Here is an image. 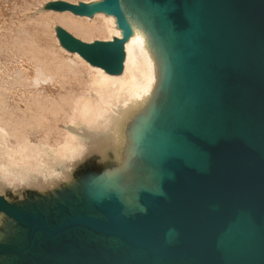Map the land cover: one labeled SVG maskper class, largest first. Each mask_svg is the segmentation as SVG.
Wrapping results in <instances>:
<instances>
[{
	"label": "water",
	"instance_id": "95a60500",
	"mask_svg": "<svg viewBox=\"0 0 264 264\" xmlns=\"http://www.w3.org/2000/svg\"><path fill=\"white\" fill-rule=\"evenodd\" d=\"M135 2L157 33L150 43L168 81L164 110H147L133 134L130 184L50 207L0 196L16 229L0 243V264H264V0H205L203 10L201 0ZM48 9L115 18L121 36L109 42L56 31L69 53L123 73L134 31L120 0ZM174 94L181 118L167 111Z\"/></svg>",
	"mask_w": 264,
	"mask_h": 264
},
{
	"label": "bare ground",
	"instance_id": "6f19581e",
	"mask_svg": "<svg viewBox=\"0 0 264 264\" xmlns=\"http://www.w3.org/2000/svg\"><path fill=\"white\" fill-rule=\"evenodd\" d=\"M1 1L3 2V0H1ZM120 1L122 3L123 9L125 10V12L128 15V18L130 20V23H131V25L133 27V31H134L133 37L131 38L130 42L126 46L127 58H126V62H125L124 75L122 77H111V76L106 75L102 70H98V69L92 70L90 67L86 66L83 63L84 61L78 56H77V59H72L69 57L65 58V56H64V54H62V52L57 53V52L52 51V52H49L46 54V53H43V52H45V51H43L40 53V51L37 52V50H39V47L37 50L35 47L33 50L31 49V51H30V54L33 55V57L32 56L31 57L34 59V61L36 63V69L34 68L35 69V72H34L35 76H33L32 78H27L24 75V73H19L15 79L20 84L21 87H23L27 90V92L30 90V88H32V91L35 92V93H32L33 94L32 96H30L29 98H26V100L23 101L25 106L23 105V103H22V105L25 108L21 109L19 107L16 110L11 109V107H9V105L5 102L4 98H2V94H0V129H1L0 135L4 136L5 138H6V136L12 137L15 140V142L18 143V145H16L17 146L16 150L12 149V150H14L13 152H9V153L6 152V153H3L0 155V174H1V177H2V175L4 176L7 174H17L18 176L22 177V179L24 181V179H28L27 177L29 176V172L32 171V168L34 166L36 167V165H38V162H39V165L36 168L40 169V171L43 173V175H45V173L49 172L48 171L49 166L53 167L54 165H56L62 161H68L69 163L74 162L76 159L84 156L86 153V148L83 146V144L80 142V140L77 136H75L74 134H70L63 129H59V124H61V123L67 124V125L71 124V125H75V126L85 125V127L87 129H92L94 125L101 124V126L104 127V129L107 131V130H109L110 125H111L113 119L115 118V115H117V112L119 111L118 109H119L120 101L128 102L130 106L137 107L138 109L140 108L143 110V108H144L145 110L147 109L149 112H152V113H156V114H158L159 112L162 113V111L164 110V108H163L164 101H165L166 96H167L166 95V93H167V81H168L167 70H166L165 64L162 63L161 59L158 56L152 55L150 53V49H149L150 45H151L150 39L156 40L157 39V33H156L153 25L147 20L144 13L142 12L143 11V5L137 4L135 2V0H120ZM27 4H25V5H27ZM200 6H201L202 10L205 9V7H206L205 0H201ZM25 8L28 9V7H25ZM1 9H2V7H1ZM3 11H4V9H3ZM30 12H32L31 9H30ZM45 19H46V17H45ZM49 19L51 20V18H49ZM61 20H62L63 24L66 27H68L69 31L70 30L74 31L76 34L82 36V39L84 37V38H88L87 40H89V39L94 38L97 35H99L98 36L99 38H100V35L101 36H107L109 38H112V36H115V37L121 36V32L119 30H117V28H116V20L113 17L107 18L104 15H99L98 16L99 23L98 22L90 23L86 20L75 18L71 14H63ZM35 23H36V21H35ZM25 24H28V23L26 22ZM51 24H53V21ZM24 26H26V25H24ZM43 26L45 27V25H43ZM18 27H21V26H18ZM1 28L2 27H0V29ZM35 28H36V26H35ZM20 29H18V30H20ZM50 29H51V27H50ZM47 32H48V30H47ZM4 35H5V33H4ZM31 39H33V38H31ZM83 40H85V39H83ZM29 42H30V40H29ZM36 42L33 41V43H36ZM17 43L18 42H16V44ZM46 50H47V48H46ZM13 52L15 53V51H13ZM17 52H18V50H17ZM27 52H29V51H27ZM6 53H7V51H6ZM26 59H28V58L26 57ZM6 64H8V63H6ZM31 65H33V64L31 63ZM16 67H18V66H16ZM2 74H4V73H2ZM8 75H6V76H8ZM11 76H12V74H11ZM72 80L77 81L81 85V88H80L81 90L78 93H76L74 91H69L65 87V84H69ZM11 81H12V79H11ZM56 83L62 84V88L66 89L67 91L66 92H60L57 96L56 95L52 96V97L45 96L43 94V92L41 91V89H45L44 86L46 84H53V85L55 84L56 85ZM58 86H59V84H58ZM72 90H74V89H72ZM6 91H5V93H6ZM194 98L201 99L200 93H197L196 95H194ZM18 99H20V97ZM18 103L20 104V102H18ZM16 105H17V102H16ZM176 105H178L179 107H176ZM189 109L191 111L194 110L193 104H190ZM167 111L170 113L177 112L179 117L180 118L182 117L181 99L176 94L173 95L171 106L167 109ZM204 115L206 116V114H204ZM197 118H199L198 115H197ZM205 123L208 124L212 130L217 132V125L215 124V122L213 121L212 118H206ZM34 127L40 128V130L47 132L48 135H50V136L54 135L55 139H56V140H54L55 145L52 147L50 146L51 148L49 147V149H46L47 147L46 148L43 147L44 149H41V150L37 149L34 146L31 147L32 144L29 141V136H30L31 132H29V131L31 129H33ZM125 130L127 131V129H125ZM93 132L95 133V130H93ZM120 133H121V131L117 130V136L118 137H121ZM45 136H47V135L45 134ZM43 138H42V140H43ZM5 140H8V139H5ZM37 140H39V138ZM119 141H120V143L123 142V140H121V139H119ZM8 144H10V143L8 142ZM10 146H12V145H10ZM6 149H8V148H6ZM103 149H105V148H103ZM130 150H132V143L129 144L128 152L126 150V152H127L126 156H128V157L126 158V160L124 159V165L128 169H131V166L137 168V164L135 162L137 160V158L130 155ZM32 154L33 155L36 154L35 155L36 159H35L34 165H32L31 167H28L27 169L25 167H18L19 163H21L25 159H27L29 157L28 155L33 156ZM46 159L47 160L50 159L51 161L48 162ZM88 167H89V164H88ZM80 169H82V168H80ZM71 170H73V169H71ZM57 172H58V170H57ZM71 174H73V173H71ZM65 176H68V175H65ZM83 176H84V174H83ZM78 177H79V175H78ZM75 180L76 179H74V181ZM106 180H108V179H106ZM93 181H95V180H93ZM108 183H111V182H108ZM68 184H70V183H68ZM71 185H73V184H71ZM102 185H103V183H102ZM63 186H65V185H62V187ZM118 186H121V185H118ZM55 188H56V186H55ZM83 188H86V187H83ZM15 190H17V189H15ZM68 190H69V188H68ZM0 192H2V191H0ZM49 192H51V191H49ZM59 192H61V191H59ZM42 193H45V192H42ZM13 194H15V193H13ZM57 194H59V193H57ZM32 199H34V196ZM61 199H63V198L61 197ZM12 203H15V202H12ZM6 225H7V223H6ZM2 231H4V230H2ZM1 238H3V237H1Z\"/></svg>",
	"mask_w": 264,
	"mask_h": 264
},
{
	"label": "rangeland",
	"instance_id": "374dc122",
	"mask_svg": "<svg viewBox=\"0 0 264 264\" xmlns=\"http://www.w3.org/2000/svg\"><path fill=\"white\" fill-rule=\"evenodd\" d=\"M7 1L8 0H3V2H2L0 0V2H1L0 3V24H1L0 27H2L0 29V32H1L0 33V44H1L0 47L2 46L0 48V56H1L0 57V59H1L0 60V94H2V98H4L5 102L9 105V107H11V109L16 110L19 107L21 109L25 108L24 107L25 104L23 101L26 100V98H29L30 96H32L33 95L32 93H35L34 91H32V88H30V90H29L30 92L29 91L27 92V90L25 88L21 87L20 84L15 80L19 73H24V75L27 78H32L33 76H35L34 72L36 69V63H35L34 59L32 58L33 55L30 54L31 49L33 50L36 47V50H37L39 47V50H37V52L40 51V53H41V52L45 51L43 53H46V54L49 52H52V51L57 52V53L62 52V54H64L65 58L69 57L72 59H77V56L80 57L79 55L69 53L68 51H66L65 49L62 48V46L60 45V42L58 40L57 31H56V29L58 27L65 29L67 32H69L73 36L75 35L74 36L75 38H77L79 36L77 39H79L80 41H82L84 43H93L96 41L109 42V41H112L114 38H116L115 36H112V38H109L107 36H101V35L99 38L98 37L99 35H97L94 38L89 39V40H87L88 38L83 37V39H85V40H83L82 36L76 34L74 31H71V30L69 31L68 27H66L61 20L63 14H71V13H56V12L50 11L48 9V5H50L52 3H56V2H66V3L78 5L80 3L89 4V3L96 2L98 0H25V1L24 0H18V1L17 0L16 1L15 0H9L8 2ZM25 4H27L28 6ZM1 7H2V9H1ZM25 7H28V9ZM3 9H4V11H3ZM30 9L32 12H30ZM71 15L74 16L75 18L86 20L90 23H94V22L99 23V21H98L99 15H96L94 18L80 17V16H75L73 14H71ZM1 16L2 17L4 16V17L2 18ZM45 17H46V19H45ZM48 17L51 18V20ZM105 17H107V16H105ZM35 21H36V23H35ZM52 21H53V24H51ZM26 22L29 25L25 24ZM24 25H26V26H24ZM43 25H45V27ZM18 26H21V27H18ZM35 26H36V28H35ZM50 27H51V29H50ZM18 29H20V30H18ZM31 29L32 30L34 29V30L32 31ZM47 30H48V32H47ZM34 31L35 32L37 31V32L35 33ZM4 33H5V35H4ZM31 38H33V39H31ZM29 40H30V42H29ZM33 41L34 42L37 41L36 42L37 44L33 43ZM16 42H18V43L16 44ZM46 48H47V50H46ZM154 48H156V47H154L153 45H150L149 49H150V53L152 55L156 56V54H158V53H155V51L157 49H154ZM17 50H18V52H17ZM6 51H7V53H6ZM13 51H15V53ZM27 51H29V52H27ZM26 57L28 59H26ZM82 60L84 61L83 63L86 66L90 67L92 70H96V69L102 70L98 67L92 66L91 64L86 62L84 59H82ZM6 63H8V64H6ZM31 63L33 65H31ZM16 66H18V67H16ZM102 71L106 75L111 76V77H122L124 75L125 68H124L123 73L120 76H112V75L107 74L104 70H102ZM2 73H4V74H2ZM11 74H12V76H11ZM6 75H8V76H6ZM11 79H12V81H11ZM58 84H59V86H58ZM44 87H45V89H41V91L43 92V94L45 96H50V97L55 96V95L57 96L60 92H66L67 91L66 89L62 88V84H60V83H56V85L55 84L54 85L53 84H46ZM65 87L69 91H74L76 93H78L81 90L80 89L81 85L77 81H74V80H72L69 84H65ZM72 89H74V90H72ZM5 91H6V93H5ZM19 97H20V99H18ZM16 102H17V105H16ZM18 102H20L21 105ZM22 103L24 106L22 105ZM118 110H119L118 111L119 113L117 112V115H115V118L113 119V121L110 125V128L107 131L104 129V127L101 126V124L94 125L92 129H87L85 127V125L75 126V125H71V124H68V125L63 124V123L59 124V129H63L65 131H67L68 133L74 134L75 136H77L79 138L80 142L86 148L85 155L82 156L81 158L76 159L74 162L69 163L68 161H62V162H59L58 164L54 165L53 167L49 166L48 167L49 172L45 173V175H43V173L40 171V169L36 168L39 165V162H38V165H36V167L34 166L32 168V171L29 172V176L27 177L28 179H24L25 182L23 181L22 177L18 176L17 174H7V175H4L5 177L3 175L1 177V174H0V191H2V192H0V196L4 197L11 204H15V205H18V206H21L24 208H30L34 205H37V206L38 205H43V206L47 205V207L53 206L56 202H58V200L59 201L62 200L61 197L64 199V197L67 198V196H70V195H80V194H82V192L87 187H88L87 189H89V188L97 186V188H104L106 190L121 192L123 187L130 184V179H131V176L128 172L129 170L124 165V159H126V157H127L126 154L129 150V144L132 143V136L134 134V135H137V137L139 136V138H140V135H141L140 132L142 130V126L140 128V124H143L141 121L142 120L147 121V120H149V118H148L147 109L146 110L144 108H143V110L140 108L138 109L137 107L130 106L128 102L120 101ZM125 129H127V131ZM93 130H95V133L93 132ZM117 130L121 131V133H120L121 137L117 136ZM29 132H31V134L29 136V141L32 144V145L30 144L31 147L34 146L37 149L41 150V149H44L46 147H47L46 149H49L50 146L52 147L55 145L54 140H56V139H55L54 135L50 136V135H48L47 132L40 130V128H37V127H34ZM45 134L47 136H45ZM41 137L42 138L44 137L43 140ZM38 138H39V140H37ZM5 139H8V140H5ZM12 139H13L12 137L6 136V138H5L4 136L0 135V145H1L0 146V155L3 153H6V152L9 153V152H13L14 150H16V147H17L16 145H18V143H16L15 140L14 139L12 140ZM119 139L123 140V142L120 143ZM8 142L10 144H8ZM10 145H12V146H10ZM6 148H8V149H6ZM103 148H105V149H103ZM12 149H14V150H12ZM126 150H127V152H126ZM35 155L36 154H34L33 156L28 155L29 157L23 161L24 163L23 162L19 163L18 167H25L27 169L28 167H31L32 165H34L35 159H36ZM47 161L50 162L51 160L49 159ZM88 164H89V167H88ZM80 168H82V169H80ZM71 169H73V170H71ZM57 170H58V172H57ZM71 173H73V174H71ZM83 174H84V176H83ZM65 175H68V176H65ZM78 175H79V177H78ZM74 179H76V180L74 181ZM106 179H108V180H106ZM93 180H95V181H93ZM108 182H111V183H108ZM68 183H70V184H68ZM102 183H103V185H102ZM71 184H73V185H71ZM62 185H65V186L62 187ZM118 185H121V186H118ZM55 186H56V188H55ZM83 187H86V188H83ZM68 188H69V190H68ZM15 189H17V190H15ZM49 191H51V192L53 191V192L51 193ZM59 191H61V192H59ZM42 192H45V193H42ZM13 193H15L16 195ZM57 193H59V194H57ZM33 196H34V199H32ZM12 202H15V203H12ZM10 222H12V221L0 213V230H1L0 231V243L5 242L7 240V238H9L11 236L13 237V233L15 232L16 229H14L13 225L10 226L11 225V224H9ZM6 223H7V225H6ZM2 230H4V231H2ZM1 237H3V238H1Z\"/></svg>",
	"mask_w": 264,
	"mask_h": 264
}]
</instances>
